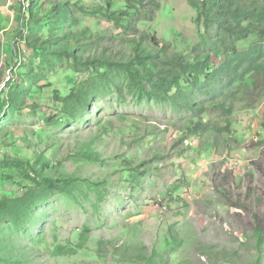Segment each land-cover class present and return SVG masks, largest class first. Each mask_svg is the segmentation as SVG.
Listing matches in <instances>:
<instances>
[{
  "label": "rangeland",
  "instance_id": "1",
  "mask_svg": "<svg viewBox=\"0 0 264 264\" xmlns=\"http://www.w3.org/2000/svg\"><path fill=\"white\" fill-rule=\"evenodd\" d=\"M42 1L45 8L58 0ZM110 1L72 0L76 22L57 29L53 50L70 32L85 36L82 54L107 47L116 60L131 61L141 43L127 23L103 18ZM112 1L110 12L136 11L127 0ZM158 1L154 21L134 14L139 30L189 55L204 34L196 10L187 0ZM19 2L31 1L0 0V90L9 81L23 85L26 107L0 115V158L28 162L65 190L39 191L24 224L0 228L21 264H264V81L247 77L239 97L254 108L233 115L231 134L189 135L187 124L199 116L185 112L182 100H139L117 67L83 68L62 53L16 43ZM50 25L42 20L37 31ZM82 88L87 103L71 117L62 99ZM217 117L212 108L202 115ZM23 195L15 183L0 187V200Z\"/></svg>",
  "mask_w": 264,
  "mask_h": 264
},
{
  "label": "trees",
  "instance_id": "2",
  "mask_svg": "<svg viewBox=\"0 0 264 264\" xmlns=\"http://www.w3.org/2000/svg\"><path fill=\"white\" fill-rule=\"evenodd\" d=\"M30 1L26 8L19 2L14 19L22 25L23 31L17 27L12 32V38L17 39L16 43L23 40L26 48L32 52L49 53L55 46L52 41L60 39L57 29L67 22L74 24L78 9L72 10V0L48 2L45 8L42 0ZM187 1L197 12V24L204 29L200 43L193 47L189 55L172 53L169 46L161 47L158 39L139 30L134 14L143 21H154L160 10L158 0H127L129 9L136 8L135 13L130 14L128 11L110 12L109 7L113 2L111 0L109 7L102 11V16L107 22L119 25L123 21L128 24L127 29L138 35L141 45L134 50L131 61L116 60L115 56L110 55L107 47L101 48L100 52L88 50L87 54H84V50L82 54V49L86 46L81 44L79 38L85 36L77 38L70 32L67 35L70 40L65 41L60 50H53V54L58 56L62 53L67 59L80 63L83 68H119L124 72L131 91L139 100H182L185 112L199 116L198 121L191 120L187 124L189 135L205 139L210 136L217 138L216 135L224 133L231 134L233 115L238 111L254 108L246 96L239 97V93L248 85L247 77L251 75L264 81V0ZM46 19L51 24L50 31H37L42 20ZM252 36L257 37L252 45L239 47L240 43ZM142 44L147 47L142 48ZM14 47L17 55V44ZM150 49H155V52ZM1 50L2 48L0 52ZM213 58L221 59V62L216 65ZM184 77H187V80ZM67 80V88L75 90L74 79L68 77ZM183 81L186 85L182 84ZM83 90L82 88L62 99L65 112L71 117H75L87 103L88 96L83 94ZM174 90L176 95L171 96ZM23 92V85L11 81L5 83L0 90V115L4 109L13 112L26 107ZM199 92L205 96L212 95V99L199 103L196 98ZM54 94V100L58 103L60 100L56 92ZM30 108L34 109L35 106ZM210 108L218 117L205 122L202 115ZM221 121H225L226 125H220ZM215 143L218 146V140ZM226 146H229V143ZM13 183L20 187L24 195L22 198L0 200V228H17L24 224L32 205L31 198L39 191H65L52 180L43 178L30 163L19 159L0 158V187ZM259 240L262 241L261 236ZM0 264H21L10 239L1 235Z\"/></svg>",
  "mask_w": 264,
  "mask_h": 264
}]
</instances>
